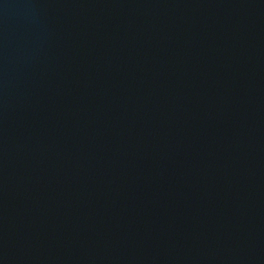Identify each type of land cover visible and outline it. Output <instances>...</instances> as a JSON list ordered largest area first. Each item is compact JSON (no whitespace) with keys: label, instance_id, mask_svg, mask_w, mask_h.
<instances>
[{"label":"water","instance_id":"95a60500","mask_svg":"<svg viewBox=\"0 0 264 264\" xmlns=\"http://www.w3.org/2000/svg\"><path fill=\"white\" fill-rule=\"evenodd\" d=\"M0 264H264V0H0Z\"/></svg>","mask_w":264,"mask_h":264}]
</instances>
